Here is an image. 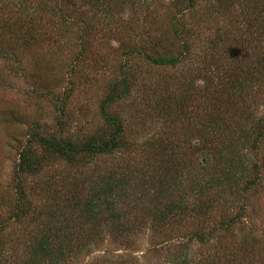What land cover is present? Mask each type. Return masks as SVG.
Listing matches in <instances>:
<instances>
[{"label":"rangeland","instance_id":"1","mask_svg":"<svg viewBox=\"0 0 264 264\" xmlns=\"http://www.w3.org/2000/svg\"><path fill=\"white\" fill-rule=\"evenodd\" d=\"M222 1L225 2L196 0V6L189 8L188 0H151L148 10L139 2L126 6L115 2L112 7L117 8V18L122 20L114 22L110 28H103L96 18L90 19L97 15L95 11L87 10L88 15L77 20L92 22L97 36L81 38L77 26L69 32H59L58 28H53L49 29L48 34L54 36L58 43L49 41L41 47L30 48L21 42L15 44L17 48L11 53L14 58L18 57L14 68H20V75L16 70L6 72L4 82L8 88L0 90L1 219L6 220L11 215L15 202L13 181L19 153L21 146L27 143L31 129L42 126L54 132L58 128L59 115L51 93L56 91L55 96H68L65 95V80L71 69L78 66L74 77L76 91L67 108L70 125L64 126L65 136L73 141L85 142L105 128L99 107L109 85L119 79L124 55L121 45L131 42L134 47H150L163 40L164 47L172 46L166 36L174 24L175 16L183 12L181 19L191 32L188 37L192 45L189 61L177 68H158L136 57L131 62L138 70L135 90L130 99L113 108L115 114H122L125 118L127 140L131 147L111 157L87 160L84 166L78 165L76 168L55 161L45 174L29 177L26 188L33 194L31 198L35 205L42 209L46 201L42 189L50 178L57 181L56 185L55 182L51 184L50 190L60 192L61 199L69 200L67 187L79 185L80 190H89L91 182L87 184L86 179L116 170L117 167L122 172H128L132 178L138 177L137 182L133 178L130 189L133 198L124 209L133 218H144V228L121 236L104 230L99 245L92 247L93 252L77 251L68 264H207L209 259H220L218 262L224 263L233 256L242 255L246 263L264 264V144L257 159L261 166V185L239 195L237 202L223 200L212 216L184 219L183 223H156L148 217L150 208H161L160 202L153 198L158 189V179L150 170V165H154L155 159H159L162 153L158 148L163 149L186 140L189 145L200 147L203 144L202 126L208 124L207 83H210V75H213V79L216 77L214 72L220 64L212 55L222 56L225 60L230 57L231 46L242 54L243 51L249 52L247 64L250 60L251 33L243 29L240 32L236 30L237 26L244 28L241 23L247 19L250 11L240 3L242 0H230L235 3L231 9H223ZM3 2L7 3L0 0V3ZM68 10L72 11L71 8ZM49 14L52 12L49 11ZM1 33L0 30V48L10 51L14 40L10 34L2 36ZM82 47L86 49V60L76 65L74 58ZM224 77L227 78L223 73L221 79ZM216 81L218 78H215ZM34 88L37 89L36 93L33 92ZM186 98L188 100L184 102ZM256 107L258 116L264 118V100L259 101ZM147 151L152 153L147 154ZM195 159L200 168H210L214 164L213 156L206 152L200 153ZM170 162L175 167L183 163L185 165L189 162V156L181 155L170 159ZM148 176H154V186L143 184ZM189 186L188 180L176 199L182 198L184 202L196 200ZM242 186H245V181ZM224 195L230 197L226 190ZM58 204L62 208L65 205L62 202ZM222 216L224 221L240 217V223L233 231L218 230L216 227ZM71 225H74L73 220ZM6 227L7 242H10L8 249L20 255L28 242L30 228L13 221H8ZM76 230L71 229L69 240L75 241L82 236ZM200 230L204 237L211 236L212 232L215 234L204 244L193 241L192 236Z\"/></svg>","mask_w":264,"mask_h":264},{"label":"trees","instance_id":"2","mask_svg":"<svg viewBox=\"0 0 264 264\" xmlns=\"http://www.w3.org/2000/svg\"><path fill=\"white\" fill-rule=\"evenodd\" d=\"M5 1L7 3H0L2 4L0 30L2 36L9 34L12 36L14 45L10 51L0 48V90L8 88L4 82L6 72L16 70L20 75V68H14L18 57L14 58L11 53L17 48L15 44L19 45L21 42L30 48L41 47L49 41L58 43L54 36L48 34L49 29L53 28H58L59 32H69L77 26L81 38L97 36L96 27L92 22L77 21L80 17L88 15L87 10L95 11L98 15L90 19L96 18L103 28H110L114 22L122 20L120 17L117 18V8L112 7V3L121 2L126 6L139 2V5L146 6L148 10L151 0ZM188 2L189 8L196 6V0ZM240 3L250 12L247 19L241 23L244 28L237 26L236 30L240 32V29H243L251 33L250 60L247 64L249 52L243 51L242 54L239 50H233L231 46L230 57L225 60L222 56L212 55L220 64L219 67L216 66L215 72L213 71L218 81L215 82L213 75H210V83H207L208 124L202 126L203 144L200 147L189 145V141L186 140L176 144L177 146L171 144L163 149L158 148L162 153L159 159H155L154 165L153 163L150 165V170L158 179V189L153 198L161 204V208L154 207L148 211V217L152 218L153 222L171 225L175 222L183 223L184 219H204L216 212L221 201L237 202L239 195L261 185V166L257 159L264 144V118L258 116L256 104L264 100V0H242ZM221 4L223 9H231L235 3L225 0ZM49 11L52 14L48 15ZM183 14L182 12L175 16L174 24L166 36V40L170 41L172 46L164 47L163 40L150 47H134L131 42L121 45L124 55L119 68V79L109 85L106 97L99 107L105 128L89 137L87 141H73L65 136L64 129L65 125H70L67 108L76 91L74 77L78 66L67 74L65 95L68 96H55L56 91L51 93L59 115L58 128L52 132L42 126L33 127L27 143L21 146L13 181L15 202L11 215L2 220L0 213V264H68V260L77 251L93 252L92 247L99 245L104 230L121 236L144 228V218L138 216L133 218L130 212L124 209L133 198L130 194L133 178L137 182L138 177L132 178L119 167L104 174L100 173L92 179H86L87 184L88 181L91 182L89 190L86 188L80 190L79 185L67 187L69 200L61 199L60 192L50 190L51 184L57 183L50 178L42 189V196L46 200L45 204H42V209L32 200L33 194L26 188V181L29 177H38L48 172L55 161L65 162L70 168H76L78 165L84 166L87 160L111 157L131 147L127 140L125 118L122 114H115L113 108L130 99L135 90L138 70L131 62L136 57L158 68H177L189 61L192 45L188 37L191 32L181 19ZM85 52L84 47L80 48V52L74 58L76 65L85 62ZM223 73L227 78L221 79ZM33 92L36 93L37 89L34 88ZM187 100L186 98L184 102ZM187 132H190L189 129ZM152 152L147 151V154ZM204 152L213 156L214 164L210 168H200L195 159ZM181 155H188L189 162L175 167L170 159ZM154 176H148L143 184L154 186ZM252 176L254 179H251ZM188 180L189 189L197 199L188 202H184L182 198L176 199ZM243 181L245 186H242ZM225 190L229 192L230 197H224ZM58 202L65 204L63 208ZM223 219L224 216L221 217L216 229L229 232L235 230L241 218L232 217L225 221ZM72 220L74 225H71ZM8 221L30 228L28 242L20 255L11 253L8 249L6 233ZM73 228L82 235L75 241L69 240ZM213 234L215 233L212 232L211 236ZM211 236L204 237L200 230L192 236V240L204 244ZM256 243L257 241L254 242ZM244 260L242 255L233 256L224 263L218 262L220 259L213 261L209 259L206 263L249 264Z\"/></svg>","mask_w":264,"mask_h":264}]
</instances>
